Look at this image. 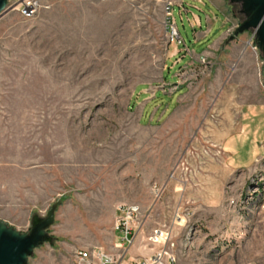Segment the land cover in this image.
<instances>
[{
	"label": "rangeland",
	"instance_id": "obj_1",
	"mask_svg": "<svg viewBox=\"0 0 264 264\" xmlns=\"http://www.w3.org/2000/svg\"><path fill=\"white\" fill-rule=\"evenodd\" d=\"M23 1L0 14V219L28 233L56 208L53 242L28 264L122 255L114 225L131 204L148 216L130 259L160 249L149 237L164 230L173 264H264V154L237 168L225 151L242 110L264 104L240 7L37 0L27 17Z\"/></svg>",
	"mask_w": 264,
	"mask_h": 264
},
{
	"label": "built area",
	"instance_id": "obj_2",
	"mask_svg": "<svg viewBox=\"0 0 264 264\" xmlns=\"http://www.w3.org/2000/svg\"><path fill=\"white\" fill-rule=\"evenodd\" d=\"M39 8L38 1L25 0L20 3V11L24 16H34ZM168 14L172 13L173 5H167ZM170 19L173 39L178 44H183L180 32L178 30L175 19ZM147 212L144 211L140 204L123 205L119 207V214L114 225V231L119 234L118 247L122 250V255L116 256L105 251L101 247H90L80 249L75 256V264H173L175 262L174 255L168 249L169 233L164 230H156L149 237L152 243L162 244L163 246L155 253L143 257H128L132 246L136 242V238L142 230L146 220Z\"/></svg>",
	"mask_w": 264,
	"mask_h": 264
},
{
	"label": "water",
	"instance_id": "obj_3",
	"mask_svg": "<svg viewBox=\"0 0 264 264\" xmlns=\"http://www.w3.org/2000/svg\"><path fill=\"white\" fill-rule=\"evenodd\" d=\"M232 5H240L244 20L235 30V36L246 31L255 32V42L264 57V0H228ZM9 0H0V14L8 6ZM56 208L49 210L46 217L35 215L30 232L23 233L0 219V264H28L35 249L53 242L49 229L55 223Z\"/></svg>",
	"mask_w": 264,
	"mask_h": 264
},
{
	"label": "crops",
	"instance_id": "obj_4",
	"mask_svg": "<svg viewBox=\"0 0 264 264\" xmlns=\"http://www.w3.org/2000/svg\"><path fill=\"white\" fill-rule=\"evenodd\" d=\"M221 1V0H217ZM183 3V1H181ZM216 8V7H215ZM242 129L225 146L230 164L234 167H251L256 158L264 154V104L242 110ZM246 149V152H243Z\"/></svg>",
	"mask_w": 264,
	"mask_h": 264
},
{
	"label": "trees",
	"instance_id": "obj_5",
	"mask_svg": "<svg viewBox=\"0 0 264 264\" xmlns=\"http://www.w3.org/2000/svg\"><path fill=\"white\" fill-rule=\"evenodd\" d=\"M237 5V4H236ZM237 6H239L240 7V9H241V6L240 5H237ZM243 15V14H242Z\"/></svg>",
	"mask_w": 264,
	"mask_h": 264
}]
</instances>
